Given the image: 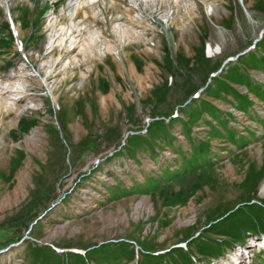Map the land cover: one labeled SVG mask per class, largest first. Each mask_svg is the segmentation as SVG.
I'll return each instance as SVG.
<instances>
[{
	"label": "rangeland",
	"instance_id": "rangeland-1",
	"mask_svg": "<svg viewBox=\"0 0 264 264\" xmlns=\"http://www.w3.org/2000/svg\"><path fill=\"white\" fill-rule=\"evenodd\" d=\"M69 1L0 0V264H226L264 236V0H106L49 77Z\"/></svg>",
	"mask_w": 264,
	"mask_h": 264
},
{
	"label": "bare ground",
	"instance_id": "bare-ground-1",
	"mask_svg": "<svg viewBox=\"0 0 264 264\" xmlns=\"http://www.w3.org/2000/svg\"><path fill=\"white\" fill-rule=\"evenodd\" d=\"M153 1V0H152ZM177 1V0H176ZM5 2V1H4ZM153 3V2H152ZM108 4V9L112 10L110 15L112 16L114 8L116 7L115 2L107 3L106 0H70L68 4V8L61 9L60 15L62 16L63 23L57 28V17L55 16L53 22L49 23V37H48V50L49 54H51V63L47 64L45 72L51 69H54L59 62L60 57L63 53H65L66 49L72 51L78 47L79 36L82 35L83 32L88 34V39L85 44V47H82V51L84 55H87L88 61L98 63L95 59L98 54H102V50L98 46V41L100 40V34L98 32H92L91 25H98V19L103 18V9L101 5ZM61 18V17H60ZM67 18V23H64ZM104 19V18H103ZM105 20V19H104ZM114 19H110L109 23L111 24L112 34H116L115 27L112 26ZM105 51L107 56L114 51L113 45L111 41H108V44L105 45ZM218 51V48H217ZM68 52V51H67ZM208 54H212V49L210 46L207 47ZM59 55V57L55 58V55ZM66 54V53H65ZM92 58V59H91ZM85 59V58H84ZM94 59V60H93ZM74 62L69 63L73 65ZM85 63V62H84ZM89 63V62H87ZM97 64L96 66H98ZM23 66V65H22ZM68 66V65H67ZM81 71V68H79ZM96 70V68H95ZM64 72H67L65 69ZM54 73V72H53ZM50 72L49 77L53 75ZM66 74V73H65ZM11 75H6L3 79H0V96L1 94H6L7 96L2 100L0 99V116L2 117V121L8 114V117L13 115L12 111L19 110V105L22 103V97L19 96L21 93H17V99L12 96L14 94L15 89L10 86L9 79ZM16 82H13V86H15ZM66 83V82H65ZM30 84V83H27ZM85 89V88H83ZM24 91V90H23ZM15 98V99H14ZM16 100L15 102H13ZM2 123V122H1ZM264 189V188H263ZM260 242V240H258ZM257 242L252 240L249 242L248 247L255 246ZM264 246V245H263ZM247 249L244 252H240L238 256L231 257V260L226 264H238L239 261L244 257H249V252ZM241 254V255H240Z\"/></svg>",
	"mask_w": 264,
	"mask_h": 264
},
{
	"label": "built area",
	"instance_id": "built-area-1",
	"mask_svg": "<svg viewBox=\"0 0 264 264\" xmlns=\"http://www.w3.org/2000/svg\"><path fill=\"white\" fill-rule=\"evenodd\" d=\"M259 239L256 240L257 242V245L256 247L255 246H252V247H246V249L248 251L246 252H249V257H244L241 259V262L239 261L238 264H255L256 263V258H255V253H258L260 252L261 250H263L264 248V237H262L260 239V242H258ZM246 249L244 250H237L234 254L230 255L229 257H234V256H238L240 252H244ZM241 255V254H240Z\"/></svg>",
	"mask_w": 264,
	"mask_h": 264
}]
</instances>
